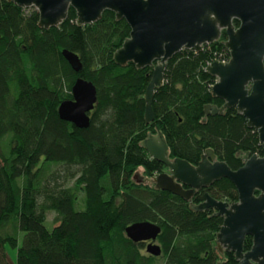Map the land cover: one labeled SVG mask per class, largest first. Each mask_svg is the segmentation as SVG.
Returning a JSON list of instances; mask_svg holds the SVG:
<instances>
[{
  "label": "trees",
  "instance_id": "trees-1",
  "mask_svg": "<svg viewBox=\"0 0 264 264\" xmlns=\"http://www.w3.org/2000/svg\"><path fill=\"white\" fill-rule=\"evenodd\" d=\"M76 19L70 8L60 26L40 28L34 7L0 0V264H10L7 245L18 249L16 264H237L232 254L218 251L223 217L190 208L203 202L205 192L238 200L229 179L187 201L135 176L139 168L147 177L163 171L141 145L158 131L172 159L192 164L209 148L234 170L246 152L264 155L257 130L236 108L204 112L208 104L224 103L212 96L215 78L205 68L229 51L217 41L169 60L165 82L155 91L154 120L147 124L145 92L153 67H123L113 58L130 36L128 22L110 10L93 24L78 26ZM65 49L79 57V72ZM78 77L98 91L88 128L58 113L61 102L72 99ZM49 211L55 212L52 228L46 225ZM143 221L161 227L160 256L126 235L129 225Z\"/></svg>",
  "mask_w": 264,
  "mask_h": 264
},
{
  "label": "water",
  "instance_id": "water-1",
  "mask_svg": "<svg viewBox=\"0 0 264 264\" xmlns=\"http://www.w3.org/2000/svg\"><path fill=\"white\" fill-rule=\"evenodd\" d=\"M21 8L34 7L39 13L40 28L60 26L69 9L76 10L78 26L93 24L106 10L117 20L125 19L131 27L130 36L114 53L119 66L134 63L137 69L153 67L145 92V121L154 120L155 91L165 82L168 61L183 50L200 52L205 45L219 39L226 30L224 42L230 59L207 65L205 71L215 78L211 94L223 100L221 107L208 104L206 115H217L236 108L247 126L258 132L264 148V0H10ZM239 21L236 26L234 21ZM66 60L79 72L82 65L77 54L63 50ZM98 101L97 87L92 81L78 77L72 87V99L61 102L58 113L62 120L78 128H88L90 113ZM152 159L167 167L150 182L160 190L171 192L190 201L197 190L223 178L229 179L238 191V200L229 203L215 199L210 193L199 204L191 203L194 211L215 210L223 217L216 235L220 252L233 251L237 264H264V155L246 152L243 165L232 169L217 159L214 150L203 153L193 165L181 158H171L162 131L149 133L141 143ZM137 180L143 176L136 175ZM145 181V179H143ZM149 182V183H150ZM161 227L149 221L136 222L126 228L128 238L136 243L151 241L146 252L160 256L162 248L154 243ZM253 244L244 251L245 240ZM223 264V263H219Z\"/></svg>",
  "mask_w": 264,
  "mask_h": 264
},
{
  "label": "rangeland",
  "instance_id": "rangeland-1",
  "mask_svg": "<svg viewBox=\"0 0 264 264\" xmlns=\"http://www.w3.org/2000/svg\"><path fill=\"white\" fill-rule=\"evenodd\" d=\"M59 168V167H58ZM60 169V174H62V176H63V171H64V168L62 169V167H60L59 168ZM139 170V174L141 175V176H143V178H142V180L143 179H145V183H147V184H154L153 182H150V180L149 179H151V180H153V178L152 177H147L145 174H144V170L142 169V168H139L138 169ZM61 180H63V179H61ZM150 182V183H149ZM70 185H72L73 184V181H70V183H69ZM84 207V205L82 206V205H80V207H78L79 209H81V208H83ZM47 216H48V218H47V222H46V225L49 227V228H52V225H53V223H52V221H53V219H54V217H55V212H53V211H49L48 213H47ZM23 234L24 233H21V235H20V239H19V244L21 243V239L23 238ZM17 248H15V247H12V246H10V245H7V256H8V260H9V262H10V264H16V258H17ZM144 250L146 251V249L144 248ZM222 262L221 263H223L225 260H221ZM158 264H162V261H160Z\"/></svg>",
  "mask_w": 264,
  "mask_h": 264
},
{
  "label": "flooded vegetation",
  "instance_id": "flooded-vegetation-1",
  "mask_svg": "<svg viewBox=\"0 0 264 264\" xmlns=\"http://www.w3.org/2000/svg\"><path fill=\"white\" fill-rule=\"evenodd\" d=\"M227 40V34H226V30L225 29H221V33H220V37H219V39L218 40H216L215 42H217V41H220L223 45H224V42ZM214 42V43H215ZM211 44H213V43H211ZM211 44H207V45H205V46H210ZM225 46V45H224ZM205 48V47H204ZM154 134V133H153ZM200 162V161H199ZM198 162V163H199ZM197 163V164H198ZM197 164H193V165H197ZM168 169H167V167H165L164 166V168H163V171L162 172H166ZM156 176V175H155ZM154 176V177H155ZM154 177H152V178H154ZM137 178V177H136ZM139 182L140 183H145L144 182V180H142V179H139ZM216 182H218V181H215L214 183H212L210 186H207V187H204V188H202V189H200V190H197L196 192H199V191H206L207 189H209L213 184H215ZM195 192V193H196ZM207 192H205V194H206ZM195 195V194H194ZM204 200H205V198H204ZM203 200V201H204ZM224 201H226V200H224ZM237 201V200H236ZM227 202H229V201H227ZM235 202V201H234ZM229 203H232V202H229ZM209 210V209H208ZM212 210V209H211ZM213 212L215 213V210H213ZM249 237V236H248ZM151 241H147V242H141V243H143V245H144V247H145V249H146V245L148 244V243H150ZM154 243H157V244H159V242H158V239L154 242ZM252 244H253V238L251 237V238H246V240H245V248H244V251H248L250 248H251V246H252ZM218 251H219V249H218ZM219 253L221 254V255H227V254H232L234 257H235V253L233 252V251H224V252H220L219 251ZM236 260V259H235Z\"/></svg>",
  "mask_w": 264,
  "mask_h": 264
},
{
  "label": "built area",
  "instance_id": "built-area-1",
  "mask_svg": "<svg viewBox=\"0 0 264 264\" xmlns=\"http://www.w3.org/2000/svg\"><path fill=\"white\" fill-rule=\"evenodd\" d=\"M215 59H216V60H219V61H221V62L226 63V62H228L229 59H230V54H228V53H224V54H222V55H220V56H216V57L214 58L213 61H215ZM213 61L209 62V64H211ZM209 64H208V65H209Z\"/></svg>",
  "mask_w": 264,
  "mask_h": 264
}]
</instances>
